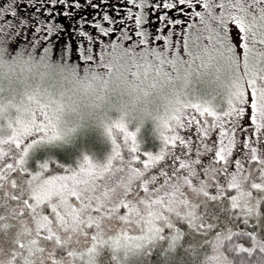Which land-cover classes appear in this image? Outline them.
<instances>
[{
  "label": "snow or ice",
  "instance_id": "6c2138e0",
  "mask_svg": "<svg viewBox=\"0 0 264 264\" xmlns=\"http://www.w3.org/2000/svg\"><path fill=\"white\" fill-rule=\"evenodd\" d=\"M24 3L0 5V264H264V0H127L65 39L56 6L98 5ZM149 123L159 143L144 148ZM89 131L108 147L80 146ZM225 200L245 228L209 212Z\"/></svg>",
  "mask_w": 264,
  "mask_h": 264
},
{
  "label": "rangeland",
  "instance_id": "374dc122",
  "mask_svg": "<svg viewBox=\"0 0 264 264\" xmlns=\"http://www.w3.org/2000/svg\"><path fill=\"white\" fill-rule=\"evenodd\" d=\"M8 2V0H0V5H3V4H6ZM44 0H40V3H43ZM48 3L50 5V0H48ZM92 3L95 4V5H98L97 7H100L104 6V10L105 11H108L110 14L112 15H115V12L113 11V8L111 6H118V7H121L123 8V6L127 3V0H107V3H105V0H92ZM61 8H63V10H67L68 9V5L66 3L64 4H58L56 6V9H55V13L56 15H53V20L56 21L58 20L60 23H63V25L65 26V30L64 32L60 35V39H65L67 38L68 36L71 35V29L74 28L76 26V24L78 23L79 19H80V15H84L86 17H92V18H99L100 15L104 12V11H98V10H94L95 8H92V7H87L85 9H82L80 10L74 17H64L61 13ZM22 9L25 11V14H27V0H25V3L22 5ZM171 14V13H170ZM45 15L47 16L48 13L45 12ZM85 27L87 28L88 25L86 24ZM233 28V36H235L236 34V28H235V25H232L231 26ZM73 39L75 40V38L73 37ZM243 122L244 123H249V119H248V116H245L244 119H243ZM252 130L249 129V132H251ZM139 135V138L145 142V141H148V143H151L150 145H158V140L154 137L153 135V132H152V125L151 123L147 124L144 126V128L141 130V132L138 134ZM236 136H237V147L236 149H234L233 151V156L230 158V160L234 161V158L235 156H238L240 155L241 153V150H242V145H241V139H242V134L238 131L236 133ZM154 139V141H153ZM194 139V138H193ZM213 139H215V133L213 134ZM255 139V137L253 136V140ZM102 142H101V141ZM119 140H122V135L119 137ZM260 144H259V148L261 149L260 151V155L264 156V132L261 133V136H260ZM97 142H100V143H103L104 145V149L105 150L108 145L106 144V142L104 143L103 142V138L100 137L99 133L96 132V131H89L87 133V136L85 137V134L82 133L81 134V139L79 141V144L80 146H82L83 148H86L90 153H98V151L95 149V145H97ZM227 142V141H226ZM144 148H152L153 146H146L145 144L143 145ZM3 147L7 148L8 146L7 145H4ZM195 147V144L193 145V148ZM69 150H72L71 148H69L67 151ZM16 149L13 147L12 148V152H15ZM63 151V150H61ZM60 151V152H61ZM181 151V149L178 147L176 149V152L179 154ZM215 152V147H213V151L212 152H209V153H205V155H203L201 157L202 160H205L207 161L208 159L211 158V156L214 154ZM59 153V152H58ZM57 153V154H58ZM124 155L125 157L128 156V152L127 150L124 151ZM193 155H195V153L193 152ZM11 159L10 156H5L2 160H0V167L3 166V163L5 162H8L9 160ZM143 159V157H142ZM163 166V165H161ZM222 165L221 164H218L217 167H221ZM253 167H255V165H253ZM50 168L53 170V171H63V169L59 168V167H53L50 165ZM234 170V163L230 162L229 164V171H232ZM245 170H247V162H246V158H245ZM255 175V173H254ZM12 177H15L17 179V183H22L23 181V176L22 174L18 173V172H12L9 174V178L11 179ZM218 179L220 180L221 183H225L228 179V177H225L223 174H221ZM9 190L10 191H14V189H11V186L9 185ZM248 185L245 184V188H247ZM211 190V189H210ZM231 194H235L234 190H231L229 189L228 190ZM15 192H19V189H16ZM254 194H259V193H256L255 190H254ZM0 197H3V191L0 190ZM25 198H27L25 196ZM201 199H203V197H201ZM74 200V198H73ZM10 204H15L16 201H12L10 200L9 201ZM230 205L229 203L225 200L223 202V208L225 209L224 211L227 212V216H230L229 214V209ZM216 208H219V212L220 211V208H221V205H220V202H213V201H209V204H208V210H211V209H216ZM204 208H203V205H201L200 207V211H203ZM262 211H264V206H262L261 208ZM47 212H50V209H46ZM238 211V210H237ZM0 212H2V209H0ZM211 212V211H209ZM216 212V211H215ZM26 216H30L29 213H25ZM229 218V217H228ZM13 223H18V221H13ZM121 221L119 220H116V219H106L105 220V224H111L112 225V230L115 231L119 226H121ZM253 225L255 224V220H253L251 222ZM261 224H264V219L263 221L261 222ZM34 227V224L32 225ZM135 228V226H133V229ZM262 228H258V230H261ZM257 230V229H256ZM46 247V251L48 249V245H45ZM103 258L105 257H102L101 259L103 260Z\"/></svg>",
  "mask_w": 264,
  "mask_h": 264
},
{
  "label": "trees",
  "instance_id": "16d2710c",
  "mask_svg": "<svg viewBox=\"0 0 264 264\" xmlns=\"http://www.w3.org/2000/svg\"><path fill=\"white\" fill-rule=\"evenodd\" d=\"M104 5V4H103ZM100 6V7H95L94 10H98L99 12L100 11H105L104 10V6ZM101 137V136H100ZM101 141V140H100ZM154 141V139H153ZM102 142V141H101ZM103 142L105 143L104 139H103ZM146 145V146H153V145H150L151 143H148V141H145L143 143V145ZM95 149L98 151V153L100 151H102L104 149V145L103 143H100V142H97V145L94 146ZM97 153V152H96ZM77 155V152L75 150H69L67 151V153H65L64 151H61L59 152L58 154L55 155V159L53 160V162L50 164L53 167H58V165L56 164V160H59L61 163H71L72 162V159ZM16 191V189H14V192ZM219 208H216V209H211L209 211L213 212V211H216L217 213L220 214V219H221V222H226L227 224H230L233 228H236V227H239V228H245V225L240 221V220H236L234 217L232 216H227V212L226 211H223V212H219L218 210ZM229 217V218H228ZM263 221V219L261 220V222ZM247 230L248 231H252L253 230V224L250 223L248 226H247ZM257 231H261V232H264V228H262L261 230H258ZM193 237H189V236H185L184 239L185 241H188V240H191ZM203 239V237H200V236H195V240L199 241ZM236 242L237 243H240V244H244L246 247H249L251 246V243H250V240L247 238V237H239L236 239ZM241 255H244L246 256L247 254H241ZM237 259L240 258V256L238 255L236 257ZM256 257L255 255L252 257V259L254 260ZM104 259V258H103ZM151 261H155L157 259V256L154 254L151 258Z\"/></svg>",
  "mask_w": 264,
  "mask_h": 264
}]
</instances>
